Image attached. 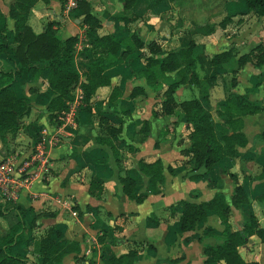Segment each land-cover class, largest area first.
Wrapping results in <instances>:
<instances>
[{
    "label": "crops",
    "instance_id": "0c3cea01",
    "mask_svg": "<svg viewBox=\"0 0 264 264\" xmlns=\"http://www.w3.org/2000/svg\"><path fill=\"white\" fill-rule=\"evenodd\" d=\"M10 1L0 0V24L5 22L8 29L13 22L7 9ZM88 1L90 12L99 21L91 35L84 31L82 14L74 9L65 10L62 0H37L26 19L34 33L53 21L56 36H77L73 60L79 81L88 60L86 49L94 37L105 33L118 38L136 35L143 45L131 51L120 45L119 61L103 71L108 84L94 89L88 110L78 109L75 126L49 150L46 174L22 188L14 201L5 202L8 207L19 208L23 219L22 243L11 247L13 253L23 258L17 264H45L37 247L48 228L52 229L51 240L64 238L78 244V250L64 254L58 264H112V257L128 249L135 250L132 264H226L224 259H214L203 251L205 245L223 241V223L213 211H208L204 220L192 229L179 231L176 224L181 211L179 201L197 203L219 193L232 230L243 227L249 219V210L258 226L264 228V196L258 198L264 194V174L259 175L264 162V137L260 136L264 114L259 111L242 117L241 130L246 143L236 147L234 156L218 159L207 171L203 166L193 168L190 154L185 151L190 127L180 107L171 114L160 113L161 93L167 79L160 76V82L148 83L134 72L150 55L146 46L150 41L160 48L158 57L192 40L193 55L199 49L208 56L231 49L235 59L257 43L264 45L263 17L245 5L239 8V3L244 4L241 0H231L238 4L236 8L201 22L186 14L185 0H161L151 8L147 7V0H135L126 9L123 0ZM118 15L130 19L124 23ZM225 16L228 20L221 27L217 23ZM10 36L11 32L9 40ZM15 45L16 42H10V49L0 55L3 68L19 66L13 52ZM228 64L225 61L216 66L218 71L205 96L200 94L202 86L206 87L204 70L197 64L198 83L177 85L173 92L175 101L197 97L215 114L226 92L232 90L264 105V76L261 77L264 64L256 67L245 62L237 70L233 86L226 80V69H219ZM33 65L34 70H21L11 86L27 99L30 108L19 119L17 128L8 131L0 141V157L8 153L26 155L34 137L57 123V119L48 117L51 94L47 90L46 61L41 59ZM108 126L118 130L111 133ZM221 126L215 123L216 129ZM155 159L161 162L163 180L151 185L138 170L137 162ZM170 167L175 172H170ZM124 176L133 180L136 193H145L141 201L123 192L119 179ZM91 180L95 185L90 190ZM241 182L245 184L249 202L235 206L233 188ZM58 197L70 198L75 213L64 208ZM14 208L0 215V234L15 221ZM207 227L211 230L205 232ZM236 251L244 262L264 264V241L256 234H250Z\"/></svg>",
    "mask_w": 264,
    "mask_h": 264
},
{
    "label": "trees",
    "instance_id": "16d2710c",
    "mask_svg": "<svg viewBox=\"0 0 264 264\" xmlns=\"http://www.w3.org/2000/svg\"><path fill=\"white\" fill-rule=\"evenodd\" d=\"M37 0H12L8 3V15L12 19V28L8 29L5 22L0 24V55L4 50L10 49V42H16L13 48L14 55L19 61L16 68H3L0 56V141H3L8 131L17 128L18 121L23 114L29 111L30 105L27 99L20 93H17L11 86L16 75L23 69L34 70L36 62L43 59L46 61L47 90L51 97L47 103L48 117L57 119V116L67 108V102L73 97V88L78 85L83 94V104L79 109L88 110V100L94 89L103 84H108V77L103 74L105 68L116 64L119 61L118 51L123 44L126 51H131L143 45V42L136 36L115 37L112 33H105L93 38L89 47L86 49V69L83 72V79L79 81L73 54L74 45L77 40L76 35L60 38L56 36L53 27L54 22L48 21L39 33H34L26 19L30 8ZM123 9L132 5L135 0H123ZM161 0H147V7L151 8ZM171 1V0H170ZM247 9H253L258 16L264 18V0H241ZM78 13L82 14L80 18L84 25V31L87 35L98 27V19L90 12V2L88 0H76ZM2 18V16L0 15ZM118 19L127 22L130 18L124 15H118ZM228 20L225 16L218 21L219 26H223ZM11 32L10 40L8 33ZM150 55L145 57V62L135 75H142L148 83L160 82L162 76L167 81L165 89L161 93L160 113L171 114L179 106L186 124L190 127L188 133L189 146L185 150L190 154L193 161V168L203 166L207 171L213 163L224 156H234L237 146H243L246 143V137L242 132V117L255 112H263L264 105L247 99L245 94L236 93L228 90L223 102L219 105L215 114L205 108L197 97L176 102L173 97L174 89L182 83H198V67L204 70L203 78L206 82L202 86L201 96L206 95V88L213 81V75L218 71L216 66L222 62H228V66L219 67V69H229L232 73L236 70L232 68L236 64L237 68L245 62H250L253 66L264 64V45L257 43L248 51L240 54L233 59L234 53L231 49L222 50L208 56L202 49L193 55L195 44L192 40L184 46L167 51L163 56L156 54L160 51L158 45L150 41L146 44ZM212 70V75L208 73ZM172 72L170 76L167 73ZM167 75V76H166ZM170 76L169 78H167ZM235 77L229 80V85L233 86ZM131 91V95L135 92ZM100 121L103 119L100 118ZM221 123V128L215 127V123ZM107 130L111 133L116 132L118 128L108 126ZM264 137V127L260 132ZM35 139V137H34ZM138 170L146 176L149 184L160 183L163 180L162 166L159 159L151 162L138 161ZM175 172L174 168L168 169ZM264 174V162L260 176ZM120 183L123 192L135 201H141L145 193L134 191V182L128 177H120ZM95 185L94 181L89 182V189ZM98 187V186H97ZM234 195L232 204L237 206L240 203H248V193L245 190V184L242 182L234 186ZM263 195L258 196L259 199ZM180 214L176 220L179 231L192 229L196 223L203 221L208 211H213L223 223L222 233L223 241L217 245H205L203 251L211 255L214 259L222 258L226 264H254L244 262L238 255L236 247L245 242L250 234H256L259 240L264 241V228L258 226L257 221L251 210H249V219L239 230H232L227 222V207L222 195L214 193L213 196L202 202H190L180 200ZM14 207H8L5 202L0 201V215L9 212ZM15 221L11 223L8 230L0 234V264H17L23 258L13 253L11 247L22 243L23 238V219L21 210L14 208ZM211 230L208 227L204 231ZM52 229L48 228L44 235L39 239L37 251L42 256L45 264H58L60 258L72 251L78 250V244L75 241L59 238L51 240ZM135 255L134 249H128L116 257L111 258L112 264H132Z\"/></svg>",
    "mask_w": 264,
    "mask_h": 264
},
{
    "label": "built area",
    "instance_id": "2783aa9c",
    "mask_svg": "<svg viewBox=\"0 0 264 264\" xmlns=\"http://www.w3.org/2000/svg\"><path fill=\"white\" fill-rule=\"evenodd\" d=\"M65 10L76 7V0H62ZM73 97L67 102V108L57 116L56 125L49 131L42 129L32 142L29 152L24 156L8 153L0 157V201H14L22 188L34 179L42 178L48 169V152L56 145L61 135L76 124L77 111L83 104V94L78 85L73 88ZM57 201L71 213H75L74 202L67 197H58Z\"/></svg>",
    "mask_w": 264,
    "mask_h": 264
},
{
    "label": "rangeland",
    "instance_id": "374dc122",
    "mask_svg": "<svg viewBox=\"0 0 264 264\" xmlns=\"http://www.w3.org/2000/svg\"><path fill=\"white\" fill-rule=\"evenodd\" d=\"M185 11L188 16H191L193 18H196L197 20H200L198 22H201L202 20H205L206 17H210V19L216 18L219 15H223L226 11H228L231 8H236L238 5L236 2L231 0H185ZM244 7V4L239 3L238 7ZM221 12V13H220ZM264 20V18H262ZM196 20V21H197ZM263 23V21H262ZM264 33V32H263ZM264 35V34H263ZM237 66V65H236ZM239 68H235L236 72ZM235 73H232L229 71V69H226V80L229 83V80L232 76L235 77ZM264 76V71L262 72V78ZM258 80H261L258 78Z\"/></svg>",
    "mask_w": 264,
    "mask_h": 264
}]
</instances>
